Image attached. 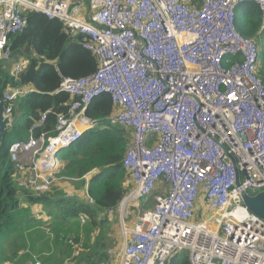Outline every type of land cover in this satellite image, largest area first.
<instances>
[{
  "label": "built area",
  "instance_id": "obj_1",
  "mask_svg": "<svg viewBox=\"0 0 264 264\" xmlns=\"http://www.w3.org/2000/svg\"><path fill=\"white\" fill-rule=\"evenodd\" d=\"M248 2L259 8L264 29V0H0V61L11 59L8 43L23 32L26 11L60 21L97 60L85 78H63L57 93L74 99L57 115L53 134H32L46 112L25 141L9 145L15 186L47 193L64 167L58 153L98 125L84 113L87 105L108 95L109 123L131 132L122 161L130 186L106 214L119 216L122 233L109 258L167 264L186 251L189 264H264V220L241 198L264 192L261 50L257 38L234 27L237 7ZM25 64L17 61L10 73ZM32 91L7 88L4 118ZM87 183L78 197H66L94 204ZM158 190L154 206L140 211ZM129 209L138 212L130 220Z\"/></svg>",
  "mask_w": 264,
  "mask_h": 264
},
{
  "label": "trees",
  "instance_id": "obj_2",
  "mask_svg": "<svg viewBox=\"0 0 264 264\" xmlns=\"http://www.w3.org/2000/svg\"><path fill=\"white\" fill-rule=\"evenodd\" d=\"M26 14L23 32L9 40L11 59L0 61V99L9 87L27 85L33 90L15 102L11 123L0 147V264H34L31 249L35 250L40 240H45L46 247L49 243L58 245V232L63 228L76 234V242L80 238L79 232L84 234L85 251L75 257L79 262L90 258L97 263L106 262L109 258L106 251L115 243L109 237L110 221L106 214L109 209L116 208L127 193V173L122 161L131 132L109 123L112 103L108 95H103L93 99L84 112L98 125L84 131L78 142L58 153L65 162L57 173L59 177L82 181L90 175L87 191L94 204H87L80 198H67L56 190L33 196L15 186L9 145L25 141L32 125L46 112L43 126L34 129L32 134L46 131L53 134L57 115L66 113L67 105L74 99L68 93H57L63 78H85L97 67L96 57L81 48L82 38L63 33L60 21L34 11H26ZM262 26L261 14L255 3L237 7L234 27L243 37L264 39ZM259 46L258 75L264 88V42ZM20 60L26 64L17 76H13L10 64ZM21 198L26 200V208L20 206ZM38 206L41 212H36L37 215L34 212ZM45 216L51 221L48 224H43ZM81 216L86 218L84 224L72 222ZM73 224L75 230L72 229ZM93 231L98 234L91 240ZM8 249H12L9 255ZM44 251L50 252L49 248ZM70 252L67 251L66 255ZM167 264H189L188 253L175 254Z\"/></svg>",
  "mask_w": 264,
  "mask_h": 264
},
{
  "label": "rangeland",
  "instance_id": "obj_3",
  "mask_svg": "<svg viewBox=\"0 0 264 264\" xmlns=\"http://www.w3.org/2000/svg\"><path fill=\"white\" fill-rule=\"evenodd\" d=\"M258 43L264 42V39H257ZM65 164V162H64ZM85 180L82 181H75L71 179H64L59 177V175H54V183L52 184L51 191L56 190L62 194L65 195V197L68 195L69 192L74 193L76 197H78L80 192L83 189V185L87 182L88 177ZM130 185L127 184L125 187H129ZM157 195L154 193V196ZM21 203L20 206L26 208L28 205L25 203V199L21 198ZM153 202V195L152 198L149 197L146 202L140 203L139 209L140 211H143L145 209H149L150 207L154 206ZM35 209V208H34ZM43 211V210H42ZM40 213L41 208L38 206V208L35 210L34 213ZM130 212V217L129 220L132 219L133 216L137 215L138 212L137 210H132L129 209ZM36 213V214H37ZM38 215V214H37ZM41 215V214H40ZM45 219V220H44ZM75 221H79L78 219L73 220L72 222L75 223ZM110 225H109V237H111V240L115 241L113 245H111L107 249V253L111 251H117L118 248L120 247V243L122 240V233H121V227H120V218L118 215H113L109 217ZM50 219H48L46 216L43 217V224H48ZM75 230L74 224L73 228ZM80 233V238L79 241L76 242V234H74L73 231L69 230L68 228H63L61 231L58 232V245L53 246L52 243L48 244V247H46L45 240H40L35 248V250L31 249V252L33 253L34 261H39L41 264H63L64 260L68 261V264H97L95 259L90 258V260H83L82 262H79L77 258H75L74 254H72V251H80L83 252L85 251V246H84V239H83V233ZM98 233L96 231H93L91 233L92 239L97 235ZM53 235V234H52ZM54 238V235H53ZM71 239L73 240L74 243H77V245L72 246L70 242L72 243ZM55 247V248H54ZM46 248H49L50 252H45L44 250ZM8 255L11 254L12 249H8ZM71 251L70 254L66 252ZM84 253V252H83ZM48 255V256H47ZM113 255V254H110ZM105 264H119V259L116 257H111L109 258L108 262H105Z\"/></svg>",
  "mask_w": 264,
  "mask_h": 264
},
{
  "label": "water",
  "instance_id": "obj_4",
  "mask_svg": "<svg viewBox=\"0 0 264 264\" xmlns=\"http://www.w3.org/2000/svg\"><path fill=\"white\" fill-rule=\"evenodd\" d=\"M4 101L0 99V147L5 137V132L11 123L10 118H4ZM230 160L234 163V158L229 155ZM239 184L238 172L236 177V185ZM242 202L244 206L255 214L260 219L264 220V192H259L254 195H249L246 192L241 194Z\"/></svg>",
  "mask_w": 264,
  "mask_h": 264
},
{
  "label": "crops",
  "instance_id": "obj_5",
  "mask_svg": "<svg viewBox=\"0 0 264 264\" xmlns=\"http://www.w3.org/2000/svg\"><path fill=\"white\" fill-rule=\"evenodd\" d=\"M13 63L10 64V71L12 70Z\"/></svg>",
  "mask_w": 264,
  "mask_h": 264
}]
</instances>
